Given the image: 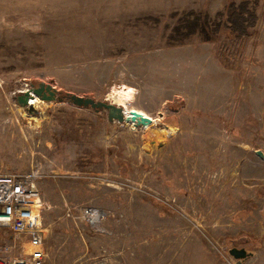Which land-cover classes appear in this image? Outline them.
Segmentation results:
<instances>
[{
  "label": "rangeland",
  "instance_id": "obj_1",
  "mask_svg": "<svg viewBox=\"0 0 264 264\" xmlns=\"http://www.w3.org/2000/svg\"><path fill=\"white\" fill-rule=\"evenodd\" d=\"M232 2L256 15L246 34L228 28ZM40 82L110 101L130 85L156 120L40 98L30 112L16 96ZM257 149L264 0H0V164L41 190L45 264H239L232 240L264 225Z\"/></svg>",
  "mask_w": 264,
  "mask_h": 264
},
{
  "label": "built area",
  "instance_id": "obj_2",
  "mask_svg": "<svg viewBox=\"0 0 264 264\" xmlns=\"http://www.w3.org/2000/svg\"><path fill=\"white\" fill-rule=\"evenodd\" d=\"M38 203L42 204L40 210L37 209ZM45 209L34 176L29 172H4L0 164V264L46 263V235L43 223H39ZM105 215V211L98 207L82 208L83 219L95 230L101 229ZM25 242L35 247L32 252L25 254ZM18 250L23 253L15 252Z\"/></svg>",
  "mask_w": 264,
  "mask_h": 264
},
{
  "label": "water",
  "instance_id": "obj_3",
  "mask_svg": "<svg viewBox=\"0 0 264 264\" xmlns=\"http://www.w3.org/2000/svg\"><path fill=\"white\" fill-rule=\"evenodd\" d=\"M40 98L45 101L60 102L67 101V103L79 108H93L96 111L106 110L110 121L128 122L136 126H145L153 122L152 117L145 115L137 109L128 110L126 107L113 103L109 100H97L91 96L79 95L76 93H64L59 91L51 83L40 82L39 84L32 83L29 88L20 92L16 96L18 103L27 107L30 112H38L34 104L30 103L31 99ZM256 153L264 160V151L257 149ZM230 249V254L237 259L239 264L247 259L251 253L245 247H238L236 243Z\"/></svg>",
  "mask_w": 264,
  "mask_h": 264
},
{
  "label": "bare ground",
  "instance_id": "obj_4",
  "mask_svg": "<svg viewBox=\"0 0 264 264\" xmlns=\"http://www.w3.org/2000/svg\"><path fill=\"white\" fill-rule=\"evenodd\" d=\"M135 91H136L135 87L124 84V85H121L119 87L114 88L110 92V96L109 97H110L111 100H113V103L122 105V106L126 107L128 110H130L132 108L133 109H137L135 107H130V104L132 103V101L134 100V97H135ZM30 103L34 104L35 106H38L42 102H41V100L38 97H36L34 99H31ZM137 110H139V109H137ZM139 111L143 112L147 116L152 117V119H153L152 123L147 124V125L144 126L145 128H148L149 126H151L155 122L156 119L153 116L147 114L146 112H144L142 110H139ZM130 124L133 125V128L135 127V125L133 123H130ZM176 132H177V128L176 127L169 126V127H166V128H160L159 131H158V136H161V137L162 136H169V135L175 134ZM41 207H42V204L38 203L37 209L40 210ZM39 223H42L41 222V218H39ZM24 245H25V248H26L25 254H27L29 252H32L34 250V248H35L30 242H25Z\"/></svg>",
  "mask_w": 264,
  "mask_h": 264
},
{
  "label": "crops",
  "instance_id": "obj_5",
  "mask_svg": "<svg viewBox=\"0 0 264 264\" xmlns=\"http://www.w3.org/2000/svg\"><path fill=\"white\" fill-rule=\"evenodd\" d=\"M144 112H146V111H144ZM263 205H264V203H263ZM260 208H261V206H260ZM232 222H233V224L236 223V222H234V219L232 221H228L227 228L231 227ZM258 230L259 231H256V230L246 231V230H244L242 232V234L237 236V238L234 237L232 242H233V244L235 242H237L238 244H240L238 246L245 247L251 253V255H250V256H252L251 258L260 259L262 264H264V225H262V227H260ZM237 240H239L240 243ZM246 263H248V261L245 263L242 262V264H246Z\"/></svg>",
  "mask_w": 264,
  "mask_h": 264
},
{
  "label": "trees",
  "instance_id": "obj_6",
  "mask_svg": "<svg viewBox=\"0 0 264 264\" xmlns=\"http://www.w3.org/2000/svg\"><path fill=\"white\" fill-rule=\"evenodd\" d=\"M244 2L241 9H238L235 3H231L228 7L230 10L228 20L230 22L228 28L236 34H246L249 27L253 26L256 22V15L249 12Z\"/></svg>",
  "mask_w": 264,
  "mask_h": 264
}]
</instances>
